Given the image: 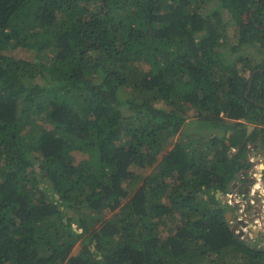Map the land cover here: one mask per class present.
Returning a JSON list of instances; mask_svg holds the SVG:
<instances>
[{"label": "trees", "instance_id": "trees-1", "mask_svg": "<svg viewBox=\"0 0 264 264\" xmlns=\"http://www.w3.org/2000/svg\"><path fill=\"white\" fill-rule=\"evenodd\" d=\"M211 1L0 0V264H264V0Z\"/></svg>", "mask_w": 264, "mask_h": 264}, {"label": "rangeland", "instance_id": "rangeland-1", "mask_svg": "<svg viewBox=\"0 0 264 264\" xmlns=\"http://www.w3.org/2000/svg\"><path fill=\"white\" fill-rule=\"evenodd\" d=\"M208 7L209 8H219V1H217V0L211 1L209 3ZM223 15H224L225 19L227 20V18L229 17V14L227 12H223ZM19 54L22 55L23 53H16L15 55H19ZM244 54H246V57L248 58V62H249V65H247L245 68H243L245 71V74L247 75L249 73L248 66L254 65L255 62L260 60L261 51L258 50L256 47H250L247 51L244 52ZM240 65H242V64H240ZM240 67H244V66H240ZM188 115L190 116L189 117V119H190L189 123L186 124L185 129L183 131H181L179 134H177L176 136H174L172 138L171 144L167 145L164 152L160 155V158L169 149H171L173 147V145L179 140V138H181L186 132L195 133L194 132L195 127L190 126V123L192 122V119L194 118V115H195L194 110H192V109L189 110ZM258 143H259V141H257L255 144L250 146L251 152L249 153L248 158L251 162H253V165L251 166V170H249V179L251 176H253V177L257 178L256 182L261 183L262 189L257 188L260 191H257L255 193V196H257L260 199V202L257 205L262 206L260 204H263V201H264V191H262V190H264V167L262 165V164H264V154L261 155L259 152L260 151L264 152V146L258 145V147H256V145ZM254 186H253V189H254ZM239 194L241 195V198L237 197L236 199H231L230 202H227L229 204L228 207L231 208V211H229V212H232V217L229 220L230 223L232 224V226L236 222V220L241 218L242 213L244 212L243 206L241 204V203H243L242 201L250 200V198H251L250 196H247V195L242 194L240 192H239ZM252 202H254V201L252 200ZM255 232H257V231H255ZM249 234H252V233H249ZM254 241H256V240H252V242H254ZM257 242L260 243V247H264V244H261V242H262L261 237L257 239ZM81 245H82L81 243H78L76 245V247L74 248L73 253H78L80 248H81Z\"/></svg>", "mask_w": 264, "mask_h": 264}, {"label": "water", "instance_id": "water-1", "mask_svg": "<svg viewBox=\"0 0 264 264\" xmlns=\"http://www.w3.org/2000/svg\"><path fill=\"white\" fill-rule=\"evenodd\" d=\"M259 153L261 155L264 154L263 151H260ZM262 165L264 167V164ZM256 179H257L256 177L251 176L250 183L247 186H245L243 189H242V185L239 184L238 181H236L233 184V189H235L237 192L241 191L243 194L249 196L248 194H250L253 191V186L256 184ZM216 195L218 198H221L224 202L231 201V199L226 194L225 195L222 194L220 190L217 191ZM250 197H251L250 200L242 201L243 203L241 204L243 206L244 212L242 213L241 218L236 220V222L233 224L232 231L234 234H236L237 236L241 237L243 240L246 241L252 242V240H256L259 237L263 238L264 240V201L263 204H260L262 206L259 207L256 205L259 204L260 199L257 196H250ZM252 200L254 202H252ZM253 208H255V210L257 209L258 212L250 214V211ZM256 226L259 227L257 232H255ZM247 230H249V232H247Z\"/></svg>", "mask_w": 264, "mask_h": 264}, {"label": "crops", "instance_id": "crops-1", "mask_svg": "<svg viewBox=\"0 0 264 264\" xmlns=\"http://www.w3.org/2000/svg\"><path fill=\"white\" fill-rule=\"evenodd\" d=\"M257 191H260L259 189H254L250 194H248L249 196H255V193L257 192ZM256 206H259V205H256ZM260 207V206H259ZM261 209V208H260ZM255 212H258V210L256 209L255 210V208H253L251 211H250V214H253V213H255ZM260 238V237H259ZM261 240H262V242H261V244H264V240H263V238H261Z\"/></svg>", "mask_w": 264, "mask_h": 264}, {"label": "built area", "instance_id": "built-area-1", "mask_svg": "<svg viewBox=\"0 0 264 264\" xmlns=\"http://www.w3.org/2000/svg\"><path fill=\"white\" fill-rule=\"evenodd\" d=\"M230 199H236L237 197H239V198H241V195L237 192V191H235V192H233V193H227L226 194Z\"/></svg>", "mask_w": 264, "mask_h": 264}, {"label": "flooded vegetation", "instance_id": "flooded-vegetation-1", "mask_svg": "<svg viewBox=\"0 0 264 264\" xmlns=\"http://www.w3.org/2000/svg\"><path fill=\"white\" fill-rule=\"evenodd\" d=\"M249 183H250V181H249ZM249 183H248V184H249ZM239 184H240V182H239ZM248 184L244 185V187L247 186ZM241 185H242V184H241ZM242 187H243V186H242ZM242 189H243V188H242ZM235 191H236V190L233 189V191H232L231 193H233V192H235ZM239 192L242 193L241 191H239ZM239 192H238V193H239ZM242 194H243V193H242ZM239 201H240V200H239Z\"/></svg>", "mask_w": 264, "mask_h": 264}, {"label": "bare ground", "instance_id": "bare-ground-1", "mask_svg": "<svg viewBox=\"0 0 264 264\" xmlns=\"http://www.w3.org/2000/svg\"><path fill=\"white\" fill-rule=\"evenodd\" d=\"M231 214H232V213H228V214H227V218H228V220H230V218H231V216H232Z\"/></svg>", "mask_w": 264, "mask_h": 264}]
</instances>
